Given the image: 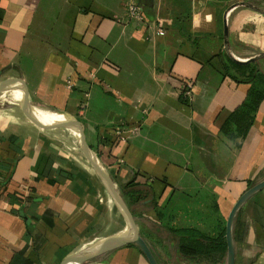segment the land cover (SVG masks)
Here are the masks:
<instances>
[{"label": "crops", "instance_id": "obj_1", "mask_svg": "<svg viewBox=\"0 0 264 264\" xmlns=\"http://www.w3.org/2000/svg\"><path fill=\"white\" fill-rule=\"evenodd\" d=\"M127 1L0 0V82L20 81L31 108L77 121L157 264H227L228 215L264 180V58L229 60L223 15L239 2L264 10V0H134L144 23L128 18ZM227 25L236 58L264 53V15L237 7ZM7 93L0 264H60L125 234L75 131L46 112L29 119L19 91L0 100ZM122 125L138 131L110 145ZM231 234L234 264H264V189ZM85 264L149 263L129 244Z\"/></svg>", "mask_w": 264, "mask_h": 264}, {"label": "water", "instance_id": "obj_2", "mask_svg": "<svg viewBox=\"0 0 264 264\" xmlns=\"http://www.w3.org/2000/svg\"><path fill=\"white\" fill-rule=\"evenodd\" d=\"M237 7H245L247 9L252 10L253 12H256L258 14L264 15V10L261 8H258L257 6L249 3V2H239L236 4H233L227 10L224 12L223 15V50L226 54V56L231 60L233 63L236 64H246V63H252L255 61H258L260 59L264 58V53L257 54L255 56H252L247 59H238L236 58L229 49V38H228V25H227V17L228 14ZM7 89H17L21 92L22 97L19 102V107L21 112L28 117L31 120H38L32 113L31 107L29 106L26 98V89L24 85L20 81H4L0 82V93L3 90ZM56 115L62 116V119L66 121V125L68 127H71L75 133L78 136V140L81 146V149L83 153L85 154L86 158L91 163L92 167L94 168L96 174L100 178L104 188L108 192L110 198L114 202V204L118 207L119 211L123 215L126 224H127V232L125 234H122L120 236H115L110 239H107L101 243H99L96 246H93L92 248L86 249L82 252H78L66 260H64L60 264H85L97 257H100L106 253H109L111 251H114L120 247H123L125 245L134 244L145 256L149 264H157L149 251L147 245L145 242L141 239V237L138 234L137 227L135 225V222L133 220V217L127 208L126 204L123 202L121 197L118 195V193L114 190L111 182L97 163L96 158L94 157L93 153L89 150L81 132V128L76 120L73 118H65L62 113H53ZM264 189V180L259 182L258 184L254 185L250 189H248L246 192H244L241 197L237 200V202L234 204L233 208L231 209L228 218L226 220V226H225V238H226V245H227V264H234V248H233V242H232V224L234 221V218L239 211V209L242 207V205L253 195L260 192Z\"/></svg>", "mask_w": 264, "mask_h": 264}, {"label": "built area", "instance_id": "obj_3", "mask_svg": "<svg viewBox=\"0 0 264 264\" xmlns=\"http://www.w3.org/2000/svg\"><path fill=\"white\" fill-rule=\"evenodd\" d=\"M126 12L128 15V18L131 20H135L139 23H144V18L142 15V12L138 6V4L134 0H129L126 2L125 5ZM159 21H157L156 24L158 25ZM156 34L158 36H163L164 33L160 28H157ZM67 87L71 88V83L67 82ZM194 84L191 81H185L183 85L181 86V99L183 104H189L192 98V91H193ZM125 126H116L113 129V136L114 140L121 143H125L128 140V137L131 135H135L138 131V126H133L126 128L127 132L125 131Z\"/></svg>", "mask_w": 264, "mask_h": 264}, {"label": "trees", "instance_id": "obj_4", "mask_svg": "<svg viewBox=\"0 0 264 264\" xmlns=\"http://www.w3.org/2000/svg\"><path fill=\"white\" fill-rule=\"evenodd\" d=\"M182 85H183V84H182ZM250 94H252V92H249V99L252 100V98H253V100H254V97H252V95H250ZM181 102H182V99H181ZM115 143H119V142L115 141L114 139H113L112 141H110V145H111V144H115ZM251 185H252V184H249V187H251ZM135 195H136V196H135V198H136L135 200H139V199L141 198V196H142L141 193L139 194V193H137V192L135 193ZM222 237H223V235H222ZM131 245L134 246L135 248H137L134 244H131ZM137 249H138V248H137ZM180 249H181V251L184 253V247L181 246Z\"/></svg>", "mask_w": 264, "mask_h": 264}, {"label": "bare ground", "instance_id": "obj_5", "mask_svg": "<svg viewBox=\"0 0 264 264\" xmlns=\"http://www.w3.org/2000/svg\"><path fill=\"white\" fill-rule=\"evenodd\" d=\"M19 91V90H18ZM8 94V93H7ZM7 94H5V97H6V95ZM10 94V93H9ZM19 94H20V97H19V101L21 100V97H22V94H21V92L19 91ZM5 100V99H4ZM18 101V102H19ZM14 102H17V101H14ZM31 110L32 111H37V112H46V111H44V110H42V109H37V108H31ZM33 113V112H32ZM47 113V115H52V116H57L59 119H61L62 120V116H60V115H56V114H53V113H48V112H46ZM33 115H35L34 113H33ZM46 115V114H45Z\"/></svg>", "mask_w": 264, "mask_h": 264}, {"label": "rangeland", "instance_id": "obj_6", "mask_svg": "<svg viewBox=\"0 0 264 264\" xmlns=\"http://www.w3.org/2000/svg\"><path fill=\"white\" fill-rule=\"evenodd\" d=\"M2 92V91H1ZM7 101H12L11 97H10V94L8 93L5 97V100H0V105L1 104H7L8 102ZM14 103V102H13Z\"/></svg>", "mask_w": 264, "mask_h": 264}]
</instances>
